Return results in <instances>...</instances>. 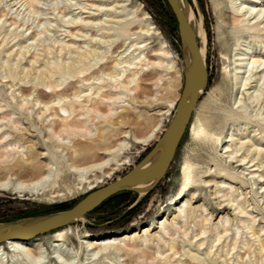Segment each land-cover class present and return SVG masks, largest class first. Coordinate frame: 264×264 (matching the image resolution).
I'll list each match as a JSON object with an SVG mask.
<instances>
[{
  "label": "rangeland",
  "instance_id": "1",
  "mask_svg": "<svg viewBox=\"0 0 264 264\" xmlns=\"http://www.w3.org/2000/svg\"><path fill=\"white\" fill-rule=\"evenodd\" d=\"M11 1L0 0V181H30L39 173H45L49 167H52L51 171H57L58 175L55 176L52 187L41 194L0 190V223L41 218L71 208L96 187L88 190L90 183L87 180L94 176L82 177L80 173L71 171L69 165L80 168L102 163L110 157L105 154L106 151L119 150L121 145L127 143L130 146L114 154L115 162L110 166L111 170L96 173L102 177V182L97 187L110 183L129 171L150 150L173 119L184 79V57L178 25L166 0H118L123 7L113 12V16L116 19H133L126 26L127 35L115 40L103 58V63L94 67L95 69L90 68L89 62L93 61L91 57L82 61L85 67L90 68L87 77L103 70L111 73L112 78L116 77V81L104 76L99 80L91 79L86 84L78 83V77L74 76L73 61L77 59V49L72 46L68 50L64 46L83 45L74 36H65L61 31V16L67 15L64 9L66 0H42L43 4L38 8L44 15L30 14L24 8L21 10V7L17 9L18 5ZM188 1L205 18L208 81L173 162L164 177L146 195L140 196L133 190L119 192L86 214L84 221H74L59 230L37 237L35 240L48 251L49 263L58 264L50 258L51 245L57 238L62 239L68 250L80 251L79 261L87 264L80 239L131 233L151 225L153 220L158 223H154L156 227L151 235L157 233L159 223L167 216V212L170 214V221L172 214L177 213L174 212V207L181 206L185 199H190L192 193L196 197L190 203L189 210L199 202H205L208 211H214V223L227 212L217 208L216 201L210 195V188L203 184V180L210 179L203 177L204 171L208 167L213 169L211 159L223 153L221 146L226 140L222 138L216 146L208 145L203 140L207 131L202 125L203 106L207 103L209 94L218 86L224 67L217 40V21L210 0ZM48 22L52 26L47 31L45 29L48 28ZM114 27L111 33L116 36ZM141 27L148 28L149 32H139ZM69 30L75 33L73 28ZM262 39L261 36L253 37V43L264 44ZM63 47L65 49L61 50ZM231 52L230 50V55ZM117 60L120 64L114 66ZM48 84L58 85L56 91L44 93L43 90H50L47 88ZM229 84L233 90L232 80ZM75 88L80 91V95L76 98L78 104L71 106L72 99H75L72 98ZM59 96L61 101L49 104L50 108L46 110L45 104ZM229 102L232 105V99ZM62 105L68 108L67 112L59 111ZM259 110V106L254 107L253 115ZM65 118L68 121L84 120L85 126H55ZM255 120L253 119V135L256 142L254 139L253 142L264 151V122L256 123ZM50 128L53 135L46 131ZM3 131H6L9 138H1ZM229 132L230 129L227 130ZM149 135L152 139L147 145L133 141ZM63 141L67 143L66 146L58 145ZM26 153L33 157V163L24 166L26 172H21L20 167H10L17 161L22 162V155ZM255 158L253 164L256 166L253 169L257 170L253 178V190L247 188L250 191L247 195L249 203L245 206L250 204L248 209L252 211L253 230L259 233L258 238L256 235L251 236L250 230L243 228L240 223L236 226L235 222L219 241L215 233L209 231L197 237V222L191 223L192 225L183 222L179 224L181 229L169 230V234L162 240L155 241L148 247L130 246L135 252H131V257L128 255L130 258L123 257V263L264 264V187L261 188L264 178L257 177L264 173V162L257 156ZM124 160L128 163H123ZM32 165L35 166L31 167ZM182 168L195 173L197 179L189 183L186 187L189 190L187 196L179 202L177 194L185 184L181 175ZM104 172L111 173L105 178ZM204 227L209 230V225ZM200 242L204 244L198 246ZM171 246L173 251L170 250ZM187 249L195 253L196 257L185 255L184 251ZM5 252L6 264H11L13 256H22L6 248ZM94 264L110 263L99 260Z\"/></svg>",
  "mask_w": 264,
  "mask_h": 264
},
{
  "label": "bare ground",
  "instance_id": "2",
  "mask_svg": "<svg viewBox=\"0 0 264 264\" xmlns=\"http://www.w3.org/2000/svg\"><path fill=\"white\" fill-rule=\"evenodd\" d=\"M12 1L14 2V5H18L17 9L21 7L20 9L23 10L22 8H24L26 11L28 10L30 14L34 15L45 14L39 9L41 8L39 5L43 4L42 0ZM210 3L212 5L213 15L217 21V40L219 43V49L222 53L224 67L218 86L209 94V99L207 98L208 101L203 106L202 125L203 128L207 129L203 140L208 143V145L211 144L213 146L218 145L222 138H226V140H224V143L221 146L223 153L211 159L213 169L208 167L204 171L203 177L210 179L203 180V184L205 187L210 188V195L212 196V199L216 201L217 208L222 210L225 209L227 212L222 215L216 223H214L212 222L214 211H208V206L205 202H199L189 210L190 203L193 202V199L196 197L195 194L192 193L190 194V199H185V202H183L181 206L174 207L173 210L177 213L172 214L170 221V214L167 212V216H164L163 220L159 223V231L157 233L151 235V232L156 227L154 223H158L153 220L151 225H147L140 230L136 229L131 233H117L110 237L102 235L93 238L80 239L87 264H94L99 260H107L110 264H126L123 263L125 260L123 257H129L131 252H135V249L130 246H138L140 248L148 247L151 243L153 244L155 241L162 240L165 235L169 234V230L179 229V224L183 222L191 224L196 221L199 226V232L196 234L197 237L204 235L209 231L215 233L218 241L222 236H225L229 230H231L233 222H235L236 226L240 223L243 228L250 230L251 236L256 235L257 238L260 236L258 232L253 230L252 211L251 209H248L250 204L247 206H245V204L249 203L247 195L250 191H247V188H250L251 191L253 190V178L256 175L255 170H257L253 169V166H256V164H253V161L256 159L255 156L261 158L262 162H264V151L256 145V140L253 135V119H256V123L259 121L264 122V104H261V102H264V44L253 43V37L259 36L263 38L262 41L264 42V0H210ZM179 5L184 12L188 23L194 30L199 53L204 66L207 67L208 35L204 21L205 18L201 11L189 3L188 0H179ZM121 6L123 7L118 0L112 2L109 0H66L64 9L67 11V15L65 14L61 16V22L63 23V29L61 31L63 32V35H70V37L74 36L83 44L77 47L75 44H70L69 46L64 45L67 47L66 49L72 46L77 49V59L76 61L74 60L75 62L73 61V63H75L73 66L75 68L74 76L78 77V83L86 84L91 79L99 80L104 76H108L113 82L116 81V77L112 78L111 73H105L103 70L97 71V75L89 77H87V71L90 68L95 69L94 67L102 64L103 58L106 57L105 55L108 54L109 48L115 40L121 36L127 35L126 26L130 24L133 19H116V16H113L112 14ZM47 25L48 28L46 27L45 30L48 31L52 25L50 22H48ZM113 25H115V27ZM113 27L116 28V36H113L111 33ZM70 28L75 30L74 34L71 33L69 30ZM139 32L147 34L149 29L141 27ZM114 37L117 38L114 39ZM63 49L65 48H61V50ZM230 50L232 51L231 55ZM182 52L185 68V66L190 63L191 56L185 49H182ZM89 57L93 60L92 63L89 62L91 64L90 68L85 67L83 65L84 63H82L84 59ZM119 64L120 61L117 60L114 66ZM202 75L203 72H201L197 81ZM230 80H232L233 83V90L229 84ZM132 81L133 79L130 80V82ZM253 83L255 84L253 85ZM57 86L58 85L56 84H48L47 88L50 90H43V92L51 94L53 91H56ZM77 87L78 85H76V88ZM203 91H200V95ZM74 93L75 94H72V98L75 99H72L71 106L78 102L76 98L79 97L80 94L78 93H80V91L76 90ZM261 96L263 97L261 98ZM230 99H232V105L229 102ZM56 101L59 103L61 97L59 96L58 99H50L49 103L45 104L46 110L50 108L49 104H53ZM256 106H259V109L261 108V110H263H259L258 113L253 115V108ZM67 109L68 108L65 105L59 107V111L67 112ZM67 119L68 118L63 119L60 123L54 121L56 123L55 126L58 124L63 128H77L76 125L85 126V124H83L84 120L73 119V121H68ZM229 129L230 132L227 133V130L229 131ZM46 131L50 132V135L53 132L51 128ZM5 132L3 131L1 135L2 139L9 138L7 137L8 134ZM123 137H126V135ZM151 139L152 136L149 135L143 139H134L133 141L138 144L147 145ZM253 139L255 142H253ZM66 144L67 143L63 141L62 144L60 143L58 145L66 146ZM128 146L130 145L127 143L121 145L119 150L106 151L105 154L110 155V157L102 163L80 168L70 165L69 167H71V171L80 173L82 177L87 175L94 176V178L91 177L92 179L90 178L87 180V182L90 183L87 188L88 190L95 187L98 188L97 185L102 182V177L101 175H96V173L98 172L100 174L101 171L107 169L111 170L110 166L115 162L114 154L117 151L126 149ZM31 148L34 147L31 146ZM5 150L7 151V146L5 147ZM74 155L77 154L74 153ZM32 158V156L26 153L25 155H22V162L17 161L10 167H20V171L22 170L21 172H26L24 166L32 164ZM123 163L128 162L124 160ZM35 165H32L31 167H34ZM51 170L52 167H49L45 173H39L38 176L26 182H12V180L5 179V181H0V190L7 192H29L31 194H41L54 184L55 176L58 175L57 171ZM110 173L111 172H104V177H108ZM262 173L257 175V177L263 179L264 173L263 175ZM181 175L185 184L180 188L177 194V200H179V202L187 196L189 190L186 189V187L189 183H192L197 179V175L189 171L187 168H182ZM216 175H220V177H216ZM152 181L153 179H146L138 182L133 186V191L137 192L140 196L146 195ZM263 187L264 185L261 186V188ZM229 211H231L230 214ZM85 215L74 219L70 223L79 220L84 221ZM40 219L41 218L39 217L23 219L20 221L18 220L17 223L22 227L35 223ZM67 225L54 229V231ZM205 225H209V230L206 229L207 226L204 227ZM219 226L221 229H219ZM36 238L7 240L0 243V264H6L7 261L5 248L22 255L13 256L11 258V264L49 263L47 249L43 244L35 240ZM203 244L204 242H200L198 246ZM261 248H263V246H261ZM50 249V258L53 259L55 263L82 264L79 261L80 251L72 252L71 250H68L61 238L55 239ZM170 250L173 251V246L170 247ZM184 253L191 258L196 257V254L192 253L189 249L185 250ZM115 258H117V260H115ZM49 264L54 263L50 262Z\"/></svg>",
  "mask_w": 264,
  "mask_h": 264
},
{
  "label": "water",
  "instance_id": "3",
  "mask_svg": "<svg viewBox=\"0 0 264 264\" xmlns=\"http://www.w3.org/2000/svg\"><path fill=\"white\" fill-rule=\"evenodd\" d=\"M178 25L181 48L187 50L191 61L184 68L183 86L177 100L176 113L150 150L125 174L88 192L71 208L42 216L35 223L20 227L16 221L0 223V243L15 239H32L67 225L74 219L93 211L105 200L146 179H153V188L166 174L187 135L200 91L207 86V71L195 40V33L182 11L179 0H166ZM201 72L203 75L199 78Z\"/></svg>",
  "mask_w": 264,
  "mask_h": 264
}]
</instances>
